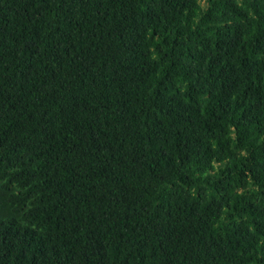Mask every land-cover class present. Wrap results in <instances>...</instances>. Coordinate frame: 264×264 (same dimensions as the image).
Masks as SVG:
<instances>
[{
	"label": "trees",
	"instance_id": "trees-1",
	"mask_svg": "<svg viewBox=\"0 0 264 264\" xmlns=\"http://www.w3.org/2000/svg\"><path fill=\"white\" fill-rule=\"evenodd\" d=\"M0 264H264V0H0Z\"/></svg>",
	"mask_w": 264,
	"mask_h": 264
}]
</instances>
